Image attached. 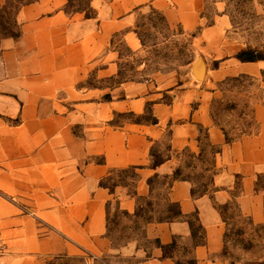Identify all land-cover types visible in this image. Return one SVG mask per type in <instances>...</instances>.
I'll list each match as a JSON object with an SVG mask.
<instances>
[{
  "label": "crops",
  "instance_id": "crops-1",
  "mask_svg": "<svg viewBox=\"0 0 264 264\" xmlns=\"http://www.w3.org/2000/svg\"><path fill=\"white\" fill-rule=\"evenodd\" d=\"M71 1L34 0L14 13L15 31L0 30V264H177L186 255L195 264H245L225 256L224 211L234 205L264 225V101L254 106L255 129L231 140L211 103L219 80L261 78L264 59L236 57L248 45L229 35L227 1L215 0L211 17L207 0H87L68 10ZM146 9L171 28L197 31L202 77L195 60L185 74L118 80L120 45L145 50L136 21ZM125 114L138 119L118 121ZM156 157L164 159L155 165ZM205 163L204 189L193 194L198 180L189 173ZM129 169L130 183L104 184ZM112 203L134 218L169 203L180 215L146 221L140 238L118 246L109 234Z\"/></svg>",
  "mask_w": 264,
  "mask_h": 264
},
{
  "label": "rangeland",
  "instance_id": "rangeland-1",
  "mask_svg": "<svg viewBox=\"0 0 264 264\" xmlns=\"http://www.w3.org/2000/svg\"><path fill=\"white\" fill-rule=\"evenodd\" d=\"M24 1V0H22ZM87 0H73L68 10L86 6ZM214 1L207 0L206 16L214 13ZM226 11L229 12L232 26L229 35L248 45L249 49L264 52V3L263 0H226ZM19 2L12 1L6 8L0 10V30L2 32L15 31L14 13ZM136 29L143 40L145 50L134 54L125 45L120 48L124 55L118 80H139L149 77L154 71H179L183 74L198 55L194 50L193 37L196 32H185L180 26L171 28L160 13L146 9L139 12ZM213 65L212 63L210 64ZM264 78V72L261 75ZM261 78L248 74L227 76L216 83L213 88L215 97L211 103V111L215 121L223 127L229 138H234L243 132L253 131L256 127L254 106L259 100L264 101V88ZM115 82L114 80L111 81ZM145 116H148L145 114ZM125 119L135 120L137 117L125 114L118 121ZM166 140L161 144L165 147ZM209 159V156L205 157ZM206 162V161H205ZM204 165L198 164L197 169L189 173L198 180L194 187L197 191L204 188L208 172H204ZM132 169L126 172H115L104 184L110 188L120 183H130ZM118 175L121 176L118 178ZM160 194L164 190L159 191ZM167 211V210H166ZM166 211L146 212L134 218L121 211L116 204L109 205V234L115 245H122L127 241L141 237L142 226L150 217L164 216ZM227 221L225 233V256L232 261H241L245 264H264V225H255L243 216L234 207L228 206L224 211ZM103 264H126L134 258L115 257L100 259ZM187 255L179 258L181 264H189ZM48 264H85L81 257H53Z\"/></svg>",
  "mask_w": 264,
  "mask_h": 264
},
{
  "label": "trees",
  "instance_id": "trees-1",
  "mask_svg": "<svg viewBox=\"0 0 264 264\" xmlns=\"http://www.w3.org/2000/svg\"><path fill=\"white\" fill-rule=\"evenodd\" d=\"M12 1H15V2H19V5L17 7V9L15 10V12L23 5L27 4V3H30L34 0H7V4L5 5V8L8 6V4ZM236 57L241 60V61H256V60H260V59H264V52L263 51H257V50H252V49H245V50H242L240 52H238L236 54ZM146 120H150L152 122H156V119L154 117H151V116H146L145 117ZM232 138H229L228 135H227V140H231ZM164 158L162 157H156L155 158V165L159 164L160 162L163 161ZM178 174V173H177ZM176 175V174H175ZM199 191H197L195 188H193V194H197ZM137 215L139 216H142L141 213L137 212ZM180 215V209L178 207L177 204L175 203H169L168 204V208H167V211H166V214L164 216H160V217H157V218H153V217H150L148 218L146 221H151V220H154V219H157V220H172L174 218H177L178 216ZM174 246V243L168 245V246H164V250H165V253H167V250L168 247H173ZM177 264H181L180 262H178L177 260ZM189 264H195V259L193 258H190L189 260Z\"/></svg>",
  "mask_w": 264,
  "mask_h": 264
},
{
  "label": "water",
  "instance_id": "water-1",
  "mask_svg": "<svg viewBox=\"0 0 264 264\" xmlns=\"http://www.w3.org/2000/svg\"><path fill=\"white\" fill-rule=\"evenodd\" d=\"M194 67H195L196 74L199 77H202L205 72V64H204L203 59L200 56H198Z\"/></svg>",
  "mask_w": 264,
  "mask_h": 264
}]
</instances>
